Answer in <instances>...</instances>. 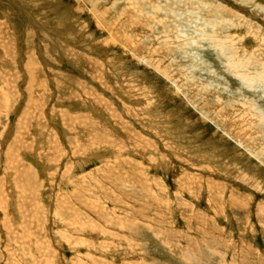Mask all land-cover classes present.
Wrapping results in <instances>:
<instances>
[{
	"label": "rangeland",
	"instance_id": "obj_1",
	"mask_svg": "<svg viewBox=\"0 0 264 264\" xmlns=\"http://www.w3.org/2000/svg\"><path fill=\"white\" fill-rule=\"evenodd\" d=\"M94 1L0 0V264H264V0Z\"/></svg>",
	"mask_w": 264,
	"mask_h": 264
},
{
	"label": "bare ground",
	"instance_id": "obj_2",
	"mask_svg": "<svg viewBox=\"0 0 264 264\" xmlns=\"http://www.w3.org/2000/svg\"><path fill=\"white\" fill-rule=\"evenodd\" d=\"M96 1V0H95ZM94 1V2H95ZM93 4V3H92ZM98 20V19H97ZM183 38V37H182ZM229 40V39H228ZM227 40V41H228ZM230 41V40H229ZM231 42V41H230ZM224 48V46H222L221 44L219 45V48L218 49H220V50H222ZM232 48V47H231ZM6 49V48H5ZM227 51H229L230 50V48L228 47L227 49H226ZM227 51L225 52V54L227 53ZM29 64V63H28ZM34 69V68H33ZM248 68L246 67V65L243 67V70L241 71L240 70V68H237V71H238V76L239 77H241V79L243 80V81H246V82H248V83H250V84H255V83H257L258 82V77H256L254 74H252V73H248L247 70ZM30 74V73H29ZM254 75V77H252ZM251 89H253V88H251ZM244 102V101H243ZM257 101H254L253 103H252V107H253V110H252V113H254V114H252L251 112H250V115H249V117H250V120L252 121V123H254V124H256V121L258 122L257 123V125L259 126V125H261L263 128H264V111H263V109H261L259 106H258V104L256 103ZM245 104V103H244ZM246 105V104H245ZM249 105V104H248ZM244 124V123H243ZM240 126V125H239ZM9 134V133H8ZM264 135V134H263ZM260 145V144H259ZM263 152V154H261L262 152ZM261 153H259V154H257L256 155V157L258 158V159H261V161L264 163V147L262 146V148H261ZM254 155H255V153H253ZM13 167V166H12ZM1 197V196H0ZM73 220V219H72ZM75 226H77V228H79L80 230H82L83 231V228L81 227V226H79V223L77 222L76 223V225ZM87 229V228H86ZM85 229V230H86ZM117 233V232H116ZM10 258V257H9ZM11 260V259H10Z\"/></svg>",
	"mask_w": 264,
	"mask_h": 264
}]
</instances>
